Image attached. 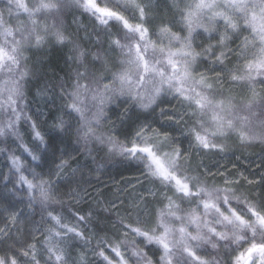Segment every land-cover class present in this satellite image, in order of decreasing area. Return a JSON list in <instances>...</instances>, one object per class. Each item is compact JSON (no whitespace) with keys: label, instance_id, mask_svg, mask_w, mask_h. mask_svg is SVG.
<instances>
[{"label":"snow or ice","instance_id":"6c2138e0","mask_svg":"<svg viewBox=\"0 0 264 264\" xmlns=\"http://www.w3.org/2000/svg\"><path fill=\"white\" fill-rule=\"evenodd\" d=\"M172 6L178 12L180 30L173 32L170 25H162L160 39L154 41L143 23L133 25L122 14L132 8L143 20L145 7L140 0H107L104 6L97 0H6L4 9H0V113L8 116L6 126L0 127V136L18 135L15 126L24 115L26 86L33 76L28 53L73 43L64 28L66 10H82L106 27L110 21L119 22L122 34L112 40V45L120 50V67L110 79L104 75L110 71L108 62L99 51L92 54V61L102 65L99 74L88 59L89 53L78 45L76 55L69 57L77 64L75 75L70 88L64 84L60 88L67 101V114H75L76 143L89 153L92 145L107 149L109 154L135 159L143 164L146 177L173 194L163 193L167 203L151 227L123 224L124 236L131 234L132 241L98 244L95 253L99 264H156L140 245L156 246L158 264H225L221 250L228 251L231 264H264V201L238 195L227 186V178L225 187L210 186L202 173H193L187 154L179 146H172L174 141L168 132L141 123L131 141L124 142L101 130L105 108L116 98H126L125 102L148 112L162 96H172L184 102L188 111L169 119L179 122L186 114L193 120L187 129L191 147L223 150L215 138L233 134L241 143H264V96L255 92L257 84L264 86V0H172ZM201 29L210 39L216 32L219 39L216 45L197 51L194 40ZM235 40L239 43L233 49L229 41ZM230 55L237 57L230 71L231 81L246 85L252 92L246 102L218 93L205 74L197 76L196 64L201 58L214 57L224 64ZM32 127L35 138L43 144V136L34 124ZM57 128L67 130L63 119ZM162 144L169 145L170 150L164 151ZM24 150L33 161L39 160L27 147ZM10 160L19 183L27 188L29 205L38 204L50 218L48 260L51 264H68L61 247L64 237L73 234V239L86 241L84 233L64 223L51 209L59 202L54 181L43 179L34 170L29 179L22 172L20 158L10 156ZM66 166V161L57 165V176ZM78 219L83 221L85 217ZM105 247L114 256L105 254ZM21 255L28 259L22 261ZM0 264L40 262L35 245H30L19 254L13 250L0 255Z\"/></svg>","mask_w":264,"mask_h":264},{"label":"trees","instance_id":"16d2710c","mask_svg":"<svg viewBox=\"0 0 264 264\" xmlns=\"http://www.w3.org/2000/svg\"><path fill=\"white\" fill-rule=\"evenodd\" d=\"M97 2L104 6L107 0ZM5 3L6 0H0V9H4ZM140 3L145 7L143 20L139 12L132 8L122 14L133 25L143 23L152 40L160 39L162 25H170L173 32L180 30L178 12L172 6V0H140ZM64 28L73 43L52 45L28 53L33 76L26 86L22 105L24 115L15 126L18 135L8 133L0 136V149L3 150L0 151V255L11 254L13 250L19 254L23 248L35 245L40 264H51L46 252V237L51 221L47 211H42L38 204L29 205L27 188L19 183V174H15L11 166L10 156H16L23 165L22 172L29 179H32L34 170L43 179L54 181L59 202L54 203L51 209L55 210V215L63 218L64 223L75 225L84 233L87 242L79 237L73 239V234L64 237L65 243L61 247L65 249L68 264H81V261L99 264L100 258L95 253L98 244L104 246L103 241H132L131 234L124 236L123 224L151 227L158 211L167 203L163 193L169 196L173 193L146 177L143 164L135 159L109 154L107 149L100 150L92 145L89 146L92 149L89 153L82 144L76 143L75 114L73 117L67 114V101L60 88L61 84L70 88L75 75L77 64L69 57L76 55L74 49L77 45L89 53V61H92V54L99 51L108 62L110 71L104 75L106 80L110 79L111 73L120 67V50L112 45V40L122 34V25L113 20L106 27L82 10L68 9L64 14ZM219 32H223L222 27ZM198 33L194 40L197 51L207 48L209 44L216 45L219 39L216 32L212 33L214 39H210L202 29ZM229 43L235 49L239 40ZM236 59V56L230 55L224 64H220L214 57L201 58L196 64L197 76L199 73L205 74L218 93L246 102L252 97L251 90L246 85L234 84L230 77ZM92 63L99 74L102 65L95 61ZM255 92L264 96V86L257 84ZM125 101L126 98H116L106 106L101 128L103 132H110L124 142L131 141L141 123L162 133L168 132L174 141L172 146H179L187 154L193 173H202L210 186L225 187L227 178L230 181L227 186L235 189L238 195L264 201V178L259 173L264 170V143H241L238 136L233 134L215 138L218 144L223 145V150H197L190 146L191 137L187 135V129L193 123L190 116L183 115L179 122L169 119V116H180L188 111L184 102L172 96H162L153 109L142 112ZM7 116L6 112L0 113V127L6 126ZM25 116L28 118L25 119ZM61 119L65 121V132L57 128ZM33 124L43 136V144L35 138ZM25 147L39 156V160L33 161ZM161 147L164 151L170 150L167 144ZM62 161H66L67 166L57 176V165ZM253 171L260 175L254 177ZM238 206L243 207L242 204ZM18 208L22 209V218L17 219H23V224L14 234L13 214L17 213ZM80 216L85 220L80 221ZM140 239L137 238V241ZM140 247L158 264L159 255L155 245ZM221 252L225 264H231L228 251ZM105 254L114 256L107 247ZM20 259L28 258L21 255Z\"/></svg>","mask_w":264,"mask_h":264},{"label":"rangeland","instance_id":"374dc122","mask_svg":"<svg viewBox=\"0 0 264 264\" xmlns=\"http://www.w3.org/2000/svg\"><path fill=\"white\" fill-rule=\"evenodd\" d=\"M259 173L257 171H253L254 177H256L259 174L260 177L264 178V170H262ZM21 211H22V209H19L18 208L17 213L16 214H13V217H15V220L12 222V229L14 231V234L16 233V231H17L18 228H21V226L23 224V222H22L23 219H20V221H18V219H17V218H22V216L20 215V212Z\"/></svg>","mask_w":264,"mask_h":264}]
</instances>
